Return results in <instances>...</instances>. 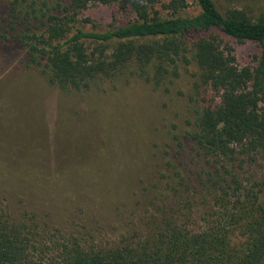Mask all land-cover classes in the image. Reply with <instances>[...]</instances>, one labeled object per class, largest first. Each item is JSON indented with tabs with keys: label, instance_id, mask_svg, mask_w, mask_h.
Listing matches in <instances>:
<instances>
[{
	"label": "trees",
	"instance_id": "16d2710c",
	"mask_svg": "<svg viewBox=\"0 0 264 264\" xmlns=\"http://www.w3.org/2000/svg\"><path fill=\"white\" fill-rule=\"evenodd\" d=\"M24 2L12 0L2 19L24 25L16 42L49 84L62 90L89 89L128 70L159 87L177 76L179 60L196 63L199 103L183 137L214 172L202 168L206 178L198 173V183L189 186L177 169L166 187L180 208L192 207L184 195L197 184L200 204L206 205V195L212 204L201 222L187 212L180 220L178 208L163 210L145 229L105 244L74 234L58 237L34 217L0 211V264H264V182L246 186L223 164V175L214 166L220 158L264 154V15L254 19L231 6L222 11L216 0H194L193 13L186 10L188 0H32L19 8ZM96 3L116 4L134 16L106 26L81 16ZM37 20L41 31L31 27ZM234 42L255 43L259 51L241 64Z\"/></svg>",
	"mask_w": 264,
	"mask_h": 264
},
{
	"label": "rangeland",
	"instance_id": "374dc122",
	"mask_svg": "<svg viewBox=\"0 0 264 264\" xmlns=\"http://www.w3.org/2000/svg\"><path fill=\"white\" fill-rule=\"evenodd\" d=\"M11 1L0 0V211L13 218L34 217L41 229L58 237L74 234L102 244L145 229L163 210L178 208L180 220L186 212L199 220L212 204L209 195L206 205L200 204V185L184 195L193 202L190 209L178 207L166 187L167 177L177 169L189 177V186L198 183V173L206 178L202 168L214 172L183 137L192 129L199 103L193 90L196 63L179 60L177 76L159 87L128 70L89 89L62 90L49 84L16 42L14 35L24 25L2 19ZM188 1L187 12H197L194 0ZM216 4L222 11L229 6L244 9L254 19L264 15V0ZM81 16L106 26L134 15L116 4L96 3ZM30 24L44 29L40 20ZM233 45L241 64L259 51L252 42ZM221 164L246 186L264 182L263 153L252 159H218L214 166L223 175Z\"/></svg>",
	"mask_w": 264,
	"mask_h": 264
}]
</instances>
